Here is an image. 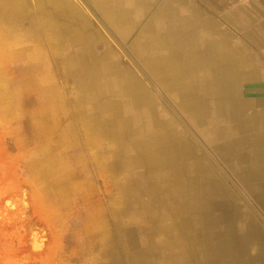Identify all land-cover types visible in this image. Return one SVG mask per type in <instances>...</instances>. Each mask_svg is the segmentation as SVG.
I'll return each instance as SVG.
<instances>
[{
  "label": "rangeland",
  "instance_id": "374dc122",
  "mask_svg": "<svg viewBox=\"0 0 264 264\" xmlns=\"http://www.w3.org/2000/svg\"><path fill=\"white\" fill-rule=\"evenodd\" d=\"M118 2L0 0V264H207L212 238L182 254L199 208L180 203L207 191L134 172L166 136L204 151L222 210L261 219L132 57Z\"/></svg>",
  "mask_w": 264,
  "mask_h": 264
},
{
  "label": "crops",
  "instance_id": "0c3cea01",
  "mask_svg": "<svg viewBox=\"0 0 264 264\" xmlns=\"http://www.w3.org/2000/svg\"><path fill=\"white\" fill-rule=\"evenodd\" d=\"M118 6L131 15L118 30L132 32L127 44L134 60L263 216L252 205L260 221L252 211L221 209L220 178L188 135L166 136L134 172L163 177L156 189L207 191L208 199L193 194L180 201L199 208L192 218L182 215L194 227L186 236L198 242L182 254L204 255L212 238L207 264H264V0H119ZM178 173L186 174L179 186L167 182Z\"/></svg>",
  "mask_w": 264,
  "mask_h": 264
},
{
  "label": "water",
  "instance_id": "95a60500",
  "mask_svg": "<svg viewBox=\"0 0 264 264\" xmlns=\"http://www.w3.org/2000/svg\"><path fill=\"white\" fill-rule=\"evenodd\" d=\"M152 83L154 84V86L156 87V89L159 91V93L165 98V100L172 106V108L175 110V112L180 116V118L182 119V121L190 129V131L194 134V136L201 142V144L204 146V148L207 150V152L214 158V160L217 162V164L224 170V172L227 174V176L230 178V180L234 183V185L240 190V192L243 194V196L246 198V200L262 215V213L256 207V205L254 204V202L250 199V197L246 194V192L240 187V185L238 184V182L229 174V172L224 168V166L214 156V154L207 148V146L203 143V141L200 139V137L197 135V133L193 130V128L188 124V122L178 112V110L174 107V105L168 100V98L163 93V91L153 81H152Z\"/></svg>",
  "mask_w": 264,
  "mask_h": 264
},
{
  "label": "bare ground",
  "instance_id": "6f19581e",
  "mask_svg": "<svg viewBox=\"0 0 264 264\" xmlns=\"http://www.w3.org/2000/svg\"><path fill=\"white\" fill-rule=\"evenodd\" d=\"M69 6V5H68ZM109 6H111V5H109ZM133 7V6H132ZM18 9V8H17ZM21 11V10H20ZM51 13V12H50ZM109 72V71H108ZM100 83V82H99ZM164 83V82H163ZM256 154V153H255ZM225 194H228V192L227 193H225ZM116 243V242H115Z\"/></svg>",
  "mask_w": 264,
  "mask_h": 264
}]
</instances>
